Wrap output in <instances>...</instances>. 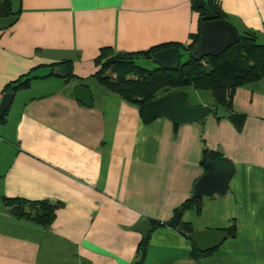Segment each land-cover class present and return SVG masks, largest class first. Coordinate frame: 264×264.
Returning a JSON list of instances; mask_svg holds the SVG:
<instances>
[{
  "label": "crops",
  "instance_id": "1",
  "mask_svg": "<svg viewBox=\"0 0 264 264\" xmlns=\"http://www.w3.org/2000/svg\"><path fill=\"white\" fill-rule=\"evenodd\" d=\"M220 6L233 26L264 42V0ZM18 8L16 19L0 18V98L8 83L32 69L47 74L51 63L70 60L74 76L37 78L13 92L0 122L11 148L5 156L0 146V264H132L143 238L134 227L143 218L162 224L190 197L205 172L204 148L236 172L225 195L203 197L201 211L185 210L181 220L194 231L235 222V236L194 259L176 229L152 227L143 264H264V78L235 90L233 107L246 115L240 131L212 113L175 131L164 118L144 124L137 107L92 76L101 47L189 44L199 23L192 0H19ZM80 85L90 106L70 94ZM2 197L63 205L42 228L10 215Z\"/></svg>",
  "mask_w": 264,
  "mask_h": 264
},
{
  "label": "trees",
  "instance_id": "2",
  "mask_svg": "<svg viewBox=\"0 0 264 264\" xmlns=\"http://www.w3.org/2000/svg\"><path fill=\"white\" fill-rule=\"evenodd\" d=\"M15 1L19 0H0V18L10 16L17 18L20 8L13 10ZM208 6L217 19H222L233 26L228 21L229 17L221 8L220 0H208ZM192 8L199 15V23L196 32L190 35L191 41L189 44L164 43L137 52H115L112 47H101L93 59L96 70L92 76L96 78L105 90L116 94L125 102L137 107L141 118L144 103L158 97V92L162 89L166 91L163 94L177 92L170 91V89L185 86L208 90L215 104L212 114L216 117V107L222 106L227 112L226 118L237 131H240L244 125L246 115L235 111L233 96L237 87L264 78V42L259 41L256 31L249 29L239 30L233 26L238 32L239 40L237 43L218 56H207L200 60L193 59L189 52L200 38L199 27L200 23L205 20V11L197 7L194 0H192ZM167 47H174L178 51L179 65L177 68L166 69L157 64L152 68H147L139 64V59L141 58L153 62V53ZM61 64L68 67L67 75L62 79L65 82L70 80L74 76L72 63L70 60H63L62 62L47 65L49 72L44 75L33 74L34 69H32L8 83L5 87V92H17L28 89L34 79L55 76L53 69ZM7 112L8 109L0 118V122H5ZM217 119L219 120L220 118ZM173 124L176 131L179 124ZM221 156L223 155L218 151L204 148L200 161L201 166L204 168L205 162ZM2 203L8 208L10 215L13 217L30 221L42 228H47L52 224L57 209L63 205L61 201H51L49 199L33 200L19 197H2ZM202 204L203 197H192L190 195L174 211L181 210V212H184L192 209L199 213ZM151 224L153 228L162 225L155 220H151ZM171 228L176 229L184 237L194 231L191 225L181 220V218L178 224ZM221 230L225 231L227 237H234L236 224L233 222ZM149 237L150 233L140 241L135 261L132 264H143L147 254ZM188 242L190 244L189 255L194 259L213 251H200L190 240Z\"/></svg>",
  "mask_w": 264,
  "mask_h": 264
},
{
  "label": "water",
  "instance_id": "3",
  "mask_svg": "<svg viewBox=\"0 0 264 264\" xmlns=\"http://www.w3.org/2000/svg\"><path fill=\"white\" fill-rule=\"evenodd\" d=\"M197 7L205 11V20L200 23V38L190 50L193 59L200 60L207 56H218L239 40L237 30L222 19H217L208 6V0H194ZM152 61L166 69H175L179 65L178 51L174 47H167L152 55ZM68 67L59 65L53 69V74L66 77ZM70 94L83 102L91 105L89 90L83 86L72 89ZM14 93L7 91L0 98V118L9 107ZM214 111V108L206 105L188 104L185 94L170 92L156 97L144 103L142 107V122L150 124L157 118H164L176 124L198 123L202 125L204 119ZM216 117L226 118L227 112L222 106L216 107ZM205 172L196 180L191 193L192 197L223 196L227 193L230 181L236 172V166L228 157L221 156L209 160L204 164ZM181 210H176L170 219L163 221V225L176 226L181 218ZM143 237L152 230L149 219L143 218L134 227ZM226 233L221 229H200L187 234L195 247L200 251L213 250L225 239Z\"/></svg>",
  "mask_w": 264,
  "mask_h": 264
},
{
  "label": "rangeland",
  "instance_id": "4",
  "mask_svg": "<svg viewBox=\"0 0 264 264\" xmlns=\"http://www.w3.org/2000/svg\"><path fill=\"white\" fill-rule=\"evenodd\" d=\"M139 64L142 66H145L147 68H152L155 65L154 62L147 61V60L142 59V58L139 59ZM170 91H177V92L185 94L190 105H196V104L201 103L203 101H206V102L213 101L211 94L208 90L195 89L192 86H185V87L170 89ZM164 92H166V91L164 89H162L158 92V95L161 96V95H163ZM3 138L4 137L2 136V133L0 132L1 152H2V155L7 156V155H10L11 148H9L7 146V144L5 142H3Z\"/></svg>",
  "mask_w": 264,
  "mask_h": 264
}]
</instances>
